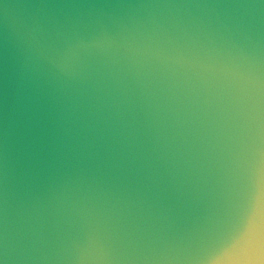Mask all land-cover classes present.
<instances>
[{
	"label": "water",
	"instance_id": "water-1",
	"mask_svg": "<svg viewBox=\"0 0 264 264\" xmlns=\"http://www.w3.org/2000/svg\"><path fill=\"white\" fill-rule=\"evenodd\" d=\"M0 264H264V0H0Z\"/></svg>",
	"mask_w": 264,
	"mask_h": 264
},
{
	"label": "snow or ice",
	"instance_id": "snow-or-ice-1",
	"mask_svg": "<svg viewBox=\"0 0 264 264\" xmlns=\"http://www.w3.org/2000/svg\"><path fill=\"white\" fill-rule=\"evenodd\" d=\"M244 241H245V240L240 239L238 242L242 244Z\"/></svg>",
	"mask_w": 264,
	"mask_h": 264
}]
</instances>
